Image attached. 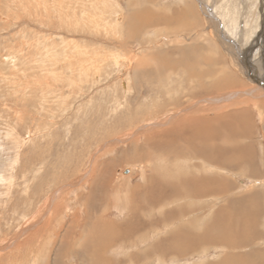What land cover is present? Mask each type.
<instances>
[{
	"label": "rangeland",
	"instance_id": "374dc122",
	"mask_svg": "<svg viewBox=\"0 0 264 264\" xmlns=\"http://www.w3.org/2000/svg\"><path fill=\"white\" fill-rule=\"evenodd\" d=\"M140 10L156 21L135 22ZM192 119L208 131L248 123L242 139L224 135L249 152L216 166L212 139L192 140ZM194 182L220 203L206 211L212 192L191 202ZM223 198L260 207L243 218L253 226L236 216L231 244L206 225ZM176 210L184 216L162 226ZM99 224L146 229L115 244L102 237L100 264L135 253L149 255L137 264L261 263L264 0H0V264H94Z\"/></svg>",
	"mask_w": 264,
	"mask_h": 264
},
{
	"label": "crops",
	"instance_id": "0c3cea01",
	"mask_svg": "<svg viewBox=\"0 0 264 264\" xmlns=\"http://www.w3.org/2000/svg\"><path fill=\"white\" fill-rule=\"evenodd\" d=\"M247 94H250L249 92H247ZM222 102H224V100L222 101ZM221 105V102L219 103V106ZM235 106V105H234ZM192 118H193V116H192ZM194 119V118H193ZM191 120V123H190V127H191V137H192V140H196L197 138H199V141H198V143H200L201 144V146H205V143H204V141L205 142H207V140L209 139V138H211L212 139V141H211V144H210V146H211V150H214V154L217 156V160H214L215 162H217L215 165L216 166H220V168H223V170L226 168L225 166L223 167L222 165H226L227 166V168L229 169V167H231V166H233V165H235L233 162H231L230 160H229V158H227L228 156H227V154H229V155H234L235 153V151L237 152L238 150H240L241 151V153L242 154H244L245 155V153H247V152H249V148H238L237 150L236 149H230V147L228 146V144L230 143V137L229 136H226V135H224L226 132L227 133H231V134H233V137L236 139V140H240V139H242L243 137H245V135L248 133L247 131H248V127H249V125H248V123L246 124L245 122H237V127L235 128V129H230L228 126H226V125H222V124H220V128H215V127H213V130H210V131H208V130H205L204 128H206V126L204 127V126H198L197 127V129H196V126L194 125V120ZM240 120H241V118H240ZM219 121L220 120H218V121H216L217 123H219ZM221 122H225V120H223V119H221ZM220 122V123H221ZM212 123H215L214 121H212ZM245 128H247V131L245 130ZM204 133H206L207 134V137H204L203 136V134ZM223 133V134H222ZM221 140V141H220ZM218 144H217V143ZM204 143V144H203ZM203 146V147H204ZM223 147V149H221L220 150V148L221 147ZM224 146L227 148V149H224ZM194 151V150H193ZM193 151H191L190 153L189 152H187V155H188V157H191V159H192V157H193V155H194V153L195 152H193ZM232 151V154L230 153ZM183 153H186V152H183ZM189 153V154H188ZM247 156H249V154H247ZM196 158H197V156H196ZM209 160V159H208ZM209 162H213V161H211V160H209ZM218 164V165H217ZM236 164H238L237 162H236ZM209 167L211 168V166L209 165ZM192 178V177H191ZM192 181H194L195 180V178H192L191 179ZM204 180V179H203ZM197 181V180H196ZM163 187H165L166 185H165V181H164V183L163 184H161ZM160 186V185H159ZM206 183L205 184H203V183H199V182H194V183H192V186H191V188L190 187H188V188H185V193L184 194H186L187 196H188V198L190 199V201L191 202H193V201H196V199H197V197L199 198V197H202V196H205L206 194L207 195H209L210 196V194L209 193H211L212 191H210V192H206L207 190H206ZM205 187V188H204ZM208 188H210L209 186H208ZM171 191H175V188L173 187V186H171V188H170V190L168 191V192H171ZM136 192H137V190L135 189H133V190H130V192L128 193V196L130 197V200H131V202L133 203V202H135L134 200L136 199V197H137V195H136ZM194 193V194H193ZM175 194H178V193H175ZM212 195H211V197L210 198H208V199H205V200H203V202H204V204L206 203V202H208V204L206 205V211L207 210H211L210 208H212V207H209L208 208V206L209 205H213L214 206V203H217V202H219L220 201V196H222V195H219V194H217V193H214V192H212L211 193ZM180 197H181V193H179L178 194V196L176 195H173V193H171L170 194V199H171V202H172V199L174 198L175 200H176V202H177V200H179L180 199ZM218 197H220L219 198V201H218ZM183 198H184V196H183ZM188 198H186V199H188ZM255 198V197H254ZM215 199H217V201H215ZM198 201V200H197ZM196 201V202H197ZM251 201V200H250ZM168 202V201H167ZM166 202V203H167ZM222 204L221 205H219V206H215L214 208H215V211L213 210L212 211V214L209 212V215L211 214L212 216H214V218H209V220H208V222L206 223V225L208 226V227H210V228H212V229H214V230H216V232L218 233V232H220L219 234H225L224 236H223V238L224 239H215V240H218L217 242H219V243H229V244H231V243H233V240H235L234 239V237H236L237 235H234V233L235 232H239V230H240V227H239V229H238V227H237V224H234V222H233V220H236V216H237V218L238 217H240V218H238L239 220L240 219H242V222H243V224H244V226H242V227H244V228H246L245 227V225H246V221H247V223H249L251 226H253V224L252 223H250L248 220H245V219H249V218H251L252 220H254L255 219V217H256V215H257V212L259 211V205L257 204V205H255V203H249V202H246L245 203V201H242V200H240V201H238V203H239V206H235L234 204L232 205V204H230V203H228L227 204V199L226 198H223L222 199ZM220 203V202H219ZM145 204L147 205V209H150L151 207H153V206H155L153 203H149L148 204V202L146 201L145 202ZM241 204H243L244 206H241ZM133 205L134 204H132V205H130V209H131V211H134L135 212V210L133 209ZM230 206H231V208H230ZM204 207L205 206H203L202 207V209H201V207H199L198 209H197V211H190L191 212V214H195L196 215V220L197 221H200L201 220V218H204V213H202V211H204L205 212V220L207 219V215H206V211H205V209H204ZM245 207V208H244ZM193 209V208H192ZM245 210L244 211V215H243V210ZM191 210V209H190ZM194 212V213H193ZM225 213H227V215L224 217V214ZM238 213V214H237ZM210 215V216H211ZM233 216V217H235V219H231L230 221L228 220V217L229 216ZM182 216H184V212L183 211H181V210H176V211H174V214L170 217V219H167V220H165V222L162 224V226H169L172 222H174L175 221V219H178V218H181ZM138 218H139V214H138ZM243 218H245V219H243ZM162 220V219H161ZM224 222H226V221H229L227 224H225V225H223V221ZM139 221V220H138ZM142 221V223L141 224H144V226L143 227H145L146 225L147 226H149V222H148V220L147 221H145L144 219L143 220H141ZM157 221V220H156ZM155 221V222H156ZM155 222H154V224H155ZM248 224V225H249ZM104 225V224H103ZM103 225H94L93 226V228L91 229V231H93L92 232V234H94L95 236H96V240H94V243H93V246H92V248L90 247V245H89V247H90V249H91V251H94L93 253H92V257H96V258H98L99 259V261L98 262H95L94 261V264H100V258H101V254H102V252L104 251V247H105V244H108V243H103V241L101 240V238L102 237H104V236H109L110 237V239H109V241H113V244H115L114 243V241H118V242H121V241H128V240H130V237L133 235V233L134 234H137L138 232H140L141 231V229L142 230H146V229H143L142 228V226L140 225L138 228H137V230L135 231L134 229H132V230H126V228H124V229H121L120 231H114V230H112V227L109 225V224H105V226H103ZM102 226H103V228H102ZM161 226V225H160ZM250 226V227H251ZM232 227V228H231ZM105 228H106V230H105ZM151 228V227H150ZM236 229H238V230H236ZM139 230V231H138ZM225 230V231H224ZM159 231V230H158ZM226 232H227V234H226ZM230 232V233H229ZM256 232V231H255ZM254 232V233H255ZM102 234V235H101ZM147 234V233H146ZM258 234V232L257 233H255V235H254V237L256 236ZM202 236H205V235H202ZM112 237H114L113 239H112ZM253 237V236H252ZM252 237H250V238H247V240H245V242L244 241H241V242H236L235 244H239V246L241 247H245L247 244H250V243H252V242H254V237L252 238ZM229 238H231V239H229ZM141 239H147V236L145 237V236H143V237H141ZM237 239V238H236ZM200 240H202L201 239V237H200ZM186 241H188V242H186L185 244H187V243H190V241L191 240H189V239H187ZM209 241H207V242H205V244H207ZM192 243V242H191ZM69 244H70V242H69ZM110 244V243H109ZM117 244V243H116ZM110 246H112V245H110ZM61 252H68V250H66V249H64L63 251H61ZM98 253V254H97ZM136 254V253H135ZM135 254H132V255H130L129 256V258H132V260H133V262H132V264H137V263H139L140 261H144V259L146 260V258H149V257H147V256H149L148 254H140L139 256H135ZM94 255V256H93ZM94 257V258H95ZM136 261V262H135ZM33 262H35V261H33ZM124 262L125 263H129V259L128 258H126V260H124ZM123 262V263H124ZM135 262V263H134ZM124 263V264H125ZM260 264H264V256L261 258V263Z\"/></svg>",
	"mask_w": 264,
	"mask_h": 264
},
{
	"label": "bare ground",
	"instance_id": "6f19581e",
	"mask_svg": "<svg viewBox=\"0 0 264 264\" xmlns=\"http://www.w3.org/2000/svg\"><path fill=\"white\" fill-rule=\"evenodd\" d=\"M176 11V10H175ZM159 13V12H158ZM179 13V12H178ZM140 14H141V16H143V17H141V16H136L135 15V13H133V16H134V21L136 22H138L139 24H141L142 26H148L149 25V23L152 21V22H154V21H156V18H152L151 20H147V19H145L144 18V16L145 15H149V17H150V14L152 15V16H154L153 14H152V12L151 11H144V10H140ZM166 14V13H165ZM173 14H175V15H172V17L174 18V19H176L177 18V15H176V13H173ZM178 16H182V14L181 13H179L178 14ZM156 17V16H155ZM158 19H159V17H157ZM166 18V17H165ZM158 19H157V21H158ZM164 18L162 17V20H163ZM167 20H169V19H171L170 17H168L167 16V18H166ZM161 20V19H160ZM159 20V21H160ZM165 21V19L162 21V22H164ZM151 22V23H152ZM200 84V83H199ZM213 84V83H212ZM197 87H199V86H197ZM201 87V86H200ZM208 87V86H207ZM211 90H213V87H211ZM210 90V91H211ZM221 105H223V104H221ZM195 106V105H194ZM189 113V112H188ZM192 113V112H191ZM196 114V113H195ZM179 118H181V117H179ZM170 120V119H169ZM153 145V144H152ZM153 147V146H152ZM46 212V211H45ZM47 213V212H46ZM54 217V216H53ZM107 225V224H106ZM105 226V225H104ZM102 228H103V226H102ZM45 229V228H44ZM105 230H106V228H105ZM102 235V234H101ZM36 236V235H35ZM108 237V240L110 239V237L109 236H107ZM36 238V237H35ZM31 239V238H30ZM64 239V238H63ZM113 239V238H112ZM29 244V243H28ZM44 245V244H43ZM64 245H66V244H64ZM70 245V244H69ZM93 246V245H92ZM92 246H91V248H92ZM69 248V247H68ZM67 248V249H68ZM19 249H20V247H19ZM63 249H65V248H63ZM66 249V250H67ZM16 250H17V248H16ZM69 250V249H68ZM30 252V249H29V251H28V253ZM32 253H33V251H31ZM11 253H13V251L11 252ZM31 254V253H30ZM98 254V253H97ZM8 255V254H7ZM33 255V254H32ZM101 255H103V254H101ZM10 256V255H9ZM14 257V256H13ZM17 257V256H16ZM37 258V257H36ZM21 259V258H20ZM36 260V259H35ZM126 260V259H125ZM11 261V260H10ZM94 261L95 262H98L99 261V259L98 258H94ZM132 261V258H129V263ZM14 262V261H13ZM10 263V262H9ZM16 263V262H15ZM33 264H34V262H33Z\"/></svg>",
	"mask_w": 264,
	"mask_h": 264
}]
</instances>
